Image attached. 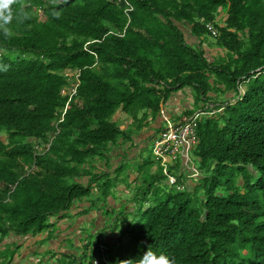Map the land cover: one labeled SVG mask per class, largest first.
<instances>
[{
  "label": "trees",
  "instance_id": "16d2710c",
  "mask_svg": "<svg viewBox=\"0 0 264 264\" xmlns=\"http://www.w3.org/2000/svg\"><path fill=\"white\" fill-rule=\"evenodd\" d=\"M128 1L129 13L119 0H11L7 8L0 0V243L43 233L48 242L52 219L70 217L78 201L103 209L125 166L111 171L114 147L133 142L190 87L196 108L174 121L204 113L194 150L200 174L173 166L179 189L145 162L135 210L109 226L118 242L103 227L82 253L55 264L92 263L98 254L109 264H141L147 248L175 264H264V0ZM184 27L202 44L215 38L227 59L211 61ZM229 92L232 100L223 97ZM15 253L0 250V264Z\"/></svg>",
  "mask_w": 264,
  "mask_h": 264
},
{
  "label": "crops",
  "instance_id": "0c3cea01",
  "mask_svg": "<svg viewBox=\"0 0 264 264\" xmlns=\"http://www.w3.org/2000/svg\"><path fill=\"white\" fill-rule=\"evenodd\" d=\"M223 15L225 19L228 17L226 12L221 11L219 16H223ZM184 28H185V31L190 32V27H184ZM188 40L192 44H195L198 46L202 45V42L193 35L192 37L188 38ZM201 48H203L208 55V49L207 48L205 49V47L203 46ZM196 102H197V94L193 88L187 87L185 89L175 92V94L170 98V100L163 105L167 107V112L163 111L162 109L161 115L157 119L151 121V124L148 127L143 128L142 131L136 134L134 136L133 142L123 143V141H120L119 145L114 147V150L112 153V160H111L112 171L115 172L114 170H117L118 167L124 164L125 162H131V161H134L140 158L142 151L152 144V135L156 134L157 130L166 124V118L174 120L176 117L181 116L185 111L190 110V109H195ZM202 105L203 104H201V106ZM197 112H200V109ZM130 125H131V120L121 122V127L124 129L129 128ZM100 169L108 171L107 165L105 162L101 163ZM153 173H154V170H153ZM117 174L118 173H113V176L114 175L116 176ZM136 174H138V179L134 181ZM120 176L122 180L119 182L118 186H116V188L113 190V192H119V194L121 195L122 193L123 194L129 193V186H126L123 183L124 181L123 178H125L124 174L122 173ZM140 177H141V174L139 172L135 170L128 171V179L130 178L129 180L132 184L139 185L141 181ZM87 181L88 179L85 178L84 182H87ZM124 204H126V208H127L126 210L128 211L135 210V205H136L135 203L127 202V200H122L121 202H119L118 199H116V196L113 194L108 198L106 205L102 206L103 209H100V210L93 209V210H90V212L88 213H86L85 211L91 208V203H89L88 201L76 202L75 205L71 209V213H70L71 217L65 216L63 217L64 219H62V221H70L71 219V221L74 222L75 218L79 217V220H78L80 222L79 225L73 224V226L71 227L74 229L75 228L74 225H77L78 230H77V233H72L73 235L67 234L69 230H66V232H64L66 233V237L64 238V241H63L64 246L62 245V247L63 248L68 247V248H65L66 250H68V252H61L60 255L68 254L69 252L76 249L74 248L76 246L80 248V246L82 245H75L77 240L79 241V243H83L85 245L87 241L84 242V241H81V239L87 238L88 234L86 233V236L83 234V228L85 226H95L93 230V234H95L96 232H99L98 231L100 227L99 223L101 221L102 222L104 221V225H105V222L107 221V218H105V216H107L105 214V211H108V212L119 211L124 206ZM130 219L132 220L133 218L130 217ZM52 222L56 224L55 234L56 232L64 231L66 227L69 225V222L59 225V222H57V218H53ZM71 228H68V229H71ZM46 234L48 236L50 235L49 233H46ZM109 234L111 233L109 232ZM38 236H40V234L36 236L10 235L6 237L0 243V250L16 252L11 264H38L42 260L39 261V258L37 257V255L39 254L37 252V249L39 246L43 244L42 241L38 242L39 240ZM69 240L71 241V243H74L75 245L74 247H72L73 250L72 248L70 250V247L68 246ZM60 242H58V246H60ZM71 253H74V252H71ZM28 258H31V261H29Z\"/></svg>",
  "mask_w": 264,
  "mask_h": 264
},
{
  "label": "rangeland",
  "instance_id": "374dc122",
  "mask_svg": "<svg viewBox=\"0 0 264 264\" xmlns=\"http://www.w3.org/2000/svg\"><path fill=\"white\" fill-rule=\"evenodd\" d=\"M225 20L226 19H225L224 15L223 16H219V18H218V22H219V24L221 26H223L225 24ZM186 32H187L186 34L188 35V38L192 37L191 32H189V31H186ZM202 45H203V47H205V49L206 48L208 49V57H209V59L211 61H216V60H218V61L220 60L221 61V59H223V58L227 59V51L225 49H223V48L218 46L217 40L215 38L211 37L208 40H204ZM242 88H243L242 91L245 90V87H242ZM211 95H213L214 97L217 96L215 93H211ZM234 95L235 94L233 92H229V93L223 95V97L226 98V99H231L232 100L234 98ZM224 98H222V96H221L220 98H217V99L222 101ZM163 111L167 112V107L166 106H163ZM119 117H121V122L130 120L127 117V115L122 114V113L120 115H118L117 118H119ZM164 126H163V128H164ZM141 134H143V133H141ZM156 135L157 134H153L152 135V141L156 137ZM148 136H149V134H148ZM192 158H193V155H192ZM148 161H152V163H151L152 165L150 164L151 166L149 165V167H147L148 171L150 170L151 172H153V170H154V173L160 174V169H159L160 165L158 163H156V162L154 163L155 160H154V157H153L152 146L151 145H149L147 148H145L142 151L141 157L138 158L137 160H134V161H131V162H125L124 171L122 172L124 174V176H125V180L123 181V183L126 186H129V193H124V194L122 193V195H121V194H119V192H113V195L116 196V199H118L119 202H121L122 200H127V202H133L135 204L137 203V201L134 198H135V196L138 193H142V190L146 188V187H144V183L142 181L144 179H147L148 176H147L146 172L145 173H141L140 184L139 185H134V184H132L130 182V180H129L130 178L128 179V171L129 170H131V171L135 170V171L139 172L140 168L142 167V165L145 162H148ZM101 163H103V162L99 161L96 165L100 168ZM191 164L194 165V166L198 165L195 157L193 158V161H192ZM190 173H191V171H190ZM137 179H138V174L135 175V180L134 181H136ZM118 184H119V182H118ZM118 184H117V186H118ZM160 184L162 186H164V188H169L165 181L160 182ZM126 209H127L126 208V204H124V206L119 211H116V212L105 211V214L107 215V216H105V218H107V221L105 222V225H104V221L103 222L101 221L99 223L100 227H99L98 231H100L103 227L105 228L106 226H108V229H109V226H114L115 225L114 221H115L116 217L119 215L120 212L124 213L125 215H127V213H126L127 210ZM128 215L132 217V214H128ZM62 219H64L63 216L57 217V222H59V225L64 224L66 222L67 223L69 222V225L66 227V229L64 231L56 232V234H55L56 237H54L53 239L50 238L48 240V242L42 244L37 249V252L39 253L37 255V257L39 258V261L42 260V261H40V262L38 261V262L41 263V264H55L56 263V259L57 258L58 259L61 258V256H60L61 252H68V250L65 249V248H68V247H65V248L62 247L64 238L66 237V233H64V232H66V230H69L67 232V234H69V235H73L72 233H77V230H78V226L77 225H79V223H80L78 221L79 217H76L74 222H72L71 219H70V221H62ZM127 221H131V219L129 218ZM122 223L123 222L120 219L119 220V226H122ZM73 224H77V225H74L75 226L74 229L71 228L73 226ZM68 228H71V229H68ZM94 228H95V226H85L83 228V234L86 236V233H87L88 236L85 239L82 238L81 241H84V242L87 241V240L92 241L94 239V235H95V234H93ZM110 231L111 230L109 229L106 232H110ZM97 233L98 232H96V234ZM119 234H120V232L114 231V232H112L111 234L108 235L107 239L118 242L117 241L118 240L117 237H118ZM124 236L127 237L126 234H124ZM48 237L49 236L46 233L40 234V236H38V239H39L38 242H41V241L43 242V240L47 239ZM58 242H60V246H58ZM127 242H128V240L123 241L122 246H126ZM75 245H82L81 248L84 247V244L83 243H79L78 240L76 241ZM68 246L70 247V250H71L72 243H71L70 240L68 241ZM62 248H63V250H62ZM81 248L78 249V247L76 246V249L73 250V248H72L73 251H71V252H74L76 255H79L83 251V250H81ZM89 249H91V248H89ZM48 250H50V251L54 250V251L59 252V253H57L56 257H53L51 254H47ZM71 252H69L68 254L71 255ZM74 253H72V254H74ZM28 260L31 261V258H28ZM88 260H89V258L86 261H88ZM89 262H90V260H89ZM86 264H89V263H86Z\"/></svg>",
  "mask_w": 264,
  "mask_h": 264
},
{
  "label": "built area",
  "instance_id": "2783aa9c",
  "mask_svg": "<svg viewBox=\"0 0 264 264\" xmlns=\"http://www.w3.org/2000/svg\"><path fill=\"white\" fill-rule=\"evenodd\" d=\"M125 1L127 4L126 12L129 13L133 10V6L128 0ZM208 28L213 32L214 35L218 34L217 29L213 24H208ZM68 76L76 75L78 79L79 74L68 70ZM75 84V83H74ZM77 84L74 85L70 95L73 96L77 91ZM67 91H64L66 94ZM203 112H197L193 117L185 122H175L174 120L166 118V124L161 131L156 133V137L152 141V153L156 163H158L165 175H167L168 183L171 185H177L179 189H183L184 186L179 185V178L171 171L173 166L182 162L183 166L190 168L192 176L199 175V171L196 166L192 165L194 158V150L198 144L197 135V120L203 115ZM193 155V158H192ZM103 247L101 249L103 251ZM89 264H109L106 257L102 254H98V258L93 260Z\"/></svg>",
  "mask_w": 264,
  "mask_h": 264
},
{
  "label": "clouds",
  "instance_id": "9594fccd",
  "mask_svg": "<svg viewBox=\"0 0 264 264\" xmlns=\"http://www.w3.org/2000/svg\"><path fill=\"white\" fill-rule=\"evenodd\" d=\"M11 0H4L3 7L7 8ZM141 264H175V259L164 252L150 251L143 252L140 256Z\"/></svg>",
  "mask_w": 264,
  "mask_h": 264
}]
</instances>
